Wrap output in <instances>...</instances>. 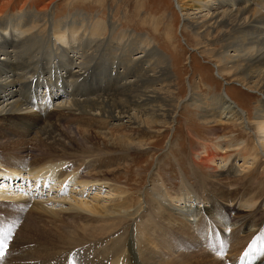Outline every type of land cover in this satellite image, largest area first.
Listing matches in <instances>:
<instances>
[{
  "label": "rangeland",
  "instance_id": "obj_1",
  "mask_svg": "<svg viewBox=\"0 0 264 264\" xmlns=\"http://www.w3.org/2000/svg\"><path fill=\"white\" fill-rule=\"evenodd\" d=\"M179 2L180 4L178 0H0L1 24L6 22L12 14L24 16L27 12L30 13L29 11L31 10L39 14L38 21L35 23L37 26H35L34 31L30 33L31 42L26 46L27 55L37 56V59L40 60L39 66L47 65L46 63L49 64V59H52L53 62L55 61V52L53 50L54 39H51L53 35L52 33L50 34L52 26L49 20L50 17L48 16L52 12L56 24L58 22L70 21L74 15L77 16L82 13L84 17L91 18L84 24L103 20L107 22L110 27L111 24L116 25L113 35L110 34L111 28L109 27L106 32H104L103 39L90 37L89 35L86 36L83 32H79L81 35L80 52L83 53L84 56H87L89 60H91L93 56L100 60L97 61L95 59L93 61L90 65L92 69L108 71L109 67L107 61L116 60L115 53L111 51L109 47L102 50L99 48L103 45H108V39L116 41L125 30L150 38L154 46L165 54L169 61L174 78L173 85L177 89L175 97L177 100L181 101L180 106L177 108L178 113H173L174 118L172 122L166 125H154L151 129H146L147 131L144 130L142 126H138V124H131L127 121L128 119H124L118 123L112 122L107 118L104 119L99 117L101 119H98L99 122H96L94 118L91 119L92 116H98L94 114L96 113L94 111L89 115L80 116V111L78 110L75 112L65 108L54 110L52 106L40 105L39 110L36 112L11 116L14 117L13 122L17 123L16 125H12V118L8 115H0V155H7L10 152L16 155L20 154V157H26L24 159L31 162L34 159V155L36 158L44 152H47L48 155L49 152L50 155H55L57 157L52 164L48 165V169L46 168L44 170L55 173L66 169V179L63 184H61L62 180L60 181V179L53 182L45 181L44 178L47 175L25 174L27 177H22L17 183L18 185H16V181L18 180H13L12 178V182L8 184L6 182L7 180L3 179V175H10V171L6 168H12V165H8L7 167L2 166L0 167V198L6 199V201H10L9 199H11L7 197L8 195H12V197L23 195L27 197V199L33 198V201L41 202L43 205L45 204L44 207L46 210H39L41 219L49 222L51 220L50 215H55L57 213L58 215L56 214V217L59 218L62 216L59 219L61 220L62 218V220L68 222V224L69 221L71 222L70 213L72 212L75 214L76 211V214H80L82 211L81 215L84 216L87 214L85 216L91 219L92 217L102 219L100 214L92 213L85 207L84 209L83 207L81 208V202L89 201V204L97 202L109 207H114L115 209V204L120 200H126L128 204V208L118 207L116 212L109 215L111 218L115 219L113 221L117 223V229L109 231L106 235H99L98 242L95 241L97 242L95 244H98V248H95V255L92 254L94 250L93 247L91 248L86 244H82L75 248H72L74 245L65 246L63 250L60 246L61 248L58 247L54 250V252L56 251L55 253L51 250V253L56 255L51 258H47L45 254L38 255V249H35L31 245L27 246V244H23V238L18 236L17 233H19V229L22 227L24 220H18L16 211L8 210L10 205H2V208L7 209L5 211L6 214L0 212V220H3L6 224L15 222L17 223V227L14 229L13 238L9 243V249L4 259L0 261V264H7L16 260H19V262L22 261L23 264H48L53 259L63 260L67 264H127L123 261L124 257L126 258V251L128 250V246L123 245L124 243L126 244V242H130L133 246V256L136 260L138 259V262H140L139 264H148L147 262L160 263V261L165 263L171 260L174 261L173 258L179 256L181 253L180 256H184L185 254L190 255L189 252L199 253L200 251L205 252L206 256L204 258H192L191 264H231L240 262L246 257V252L250 253L252 251L253 256L264 257V253L256 251L255 249L250 251L253 240H256L257 237H264L263 223L260 225H250L247 227V230H244L243 227L247 220V216L230 219L223 211L220 202L212 209L210 208V203L202 199L204 194H206V189L210 190L213 186L208 184V187H201L202 183L207 180L206 176L209 169L204 166L205 164H196L199 161L200 155H203L199 146H202V144L206 142H210V144L211 142L215 143L216 135H213L211 132L219 129L218 126L220 125L214 122H204L200 117L201 112H198L196 108H192L191 105L189 106L188 101L191 92L194 91L207 97L210 103L212 102V95H225L226 92H228L241 107L243 106V108H245L246 112H250L247 113L250 118L246 120V123L250 124L252 122L251 117L255 113V105L260 95L256 91L241 84V82H233L232 78L218 72L217 59L207 53H202L200 49H196L197 39L193 32L185 28L180 8V5H183L185 9H191L189 4L191 1L179 0ZM213 7L216 9L215 6ZM74 18L75 17H73V19ZM26 19L29 20L28 17ZM97 23L98 22H96V24ZM80 24L82 23L80 22ZM28 25H30V23H28ZM6 26H8V23ZM115 44H117V46L124 45L114 43L111 47H114ZM76 46L77 45H75V47ZM214 47H219V44H215ZM140 51L141 50H137L135 53L137 54ZM48 82L53 83L52 81ZM84 85L88 86L89 89L91 88L89 82H84ZM191 85H193V89H191ZM33 87L39 86L34 85ZM183 87L184 90L181 91ZM67 89L69 90V88ZM37 95H33L31 99L32 104H34L38 98ZM89 95L90 94H87V96ZM58 97H60V95ZM58 97H54V99L57 100ZM38 101H40L39 98ZM63 115L70 119L63 118ZM30 119H37L36 127H32L30 123L25 124V122L30 121ZM49 121L54 122L53 125L57 123L67 127H73L75 131L79 133V138L88 136L92 139L90 143L91 146L98 145L101 148H105L107 145L117 143V137L122 136V134L124 136L128 135V137H137L141 133L144 135H142L144 146L142 145V149L138 151L134 150L129 156L124 155L121 149L108 150V153L102 151L104 154L101 153L95 154L96 156L86 157L80 155V153L77 155L78 153H72L71 151V153L68 151V155L63 154L66 152L61 151L63 148L60 147L58 148L59 152H51L47 150L49 148L46 149L41 143L47 136L40 133L42 126L46 125ZM5 126L9 127V129L4 130ZM138 127L142 128L144 131H141ZM226 129H228L226 131H232V135H242L246 140L251 136L247 131L244 133L233 125H226ZM37 131L39 132L37 133ZM252 131L254 142L260 143L256 140L260 138V135L262 137L263 133L261 134L255 130ZM72 135L75 136L74 133ZM64 140L65 137H61L60 141L63 142ZM63 143L68 146L70 145L69 142L66 141ZM47 144L51 145L49 142ZM73 148L78 149L77 147ZM15 149L18 152L13 151ZM260 149L259 152H261L259 157L254 155L239 156L236 150L226 153L221 151L218 157L215 156V163L213 165L218 166L220 164L225 166L226 164H230L231 159L234 158L236 159L234 163L239 170V175H244L249 172L247 178H250L249 180L252 183H264V147L260 146ZM230 154L232 156L230 159L226 160V157ZM43 155L46 154L44 153ZM67 156L69 157L67 158ZM40 157L43 158L42 156ZM124 157H127L128 161H126L125 164L123 162ZM104 158L113 159V163L117 162L120 165L115 164L116 168H106L103 166ZM0 163H2V159H0ZM112 168L118 171L117 175L119 176L117 180L99 179V175H103L105 169L110 170ZM87 179L94 181L83 184L85 182H82V180ZM4 180L5 183H3ZM6 183L7 185H4ZM221 184L225 187L229 185L227 182ZM222 185H217L216 187L220 188L218 186ZM115 186H118L120 190L114 191L116 188ZM229 188L234 187L231 186ZM180 197H183V199L186 198L187 200L183 202ZM78 203L80 204L78 205ZM158 204L162 205V207L160 208V206H157ZM154 207H157L155 211H158L157 214L154 215L156 216L155 219L151 216L152 214H150ZM30 208H32V204H30L29 209ZM205 208L211 209V213H206ZM69 209L74 210L72 211ZM261 209L264 211V200ZM162 215H165L169 220L164 221L163 224L156 222L157 217L160 219ZM84 221L85 223L87 222V220H83L81 221V225H83L82 223ZM168 221L173 223L171 225L173 227L170 226ZM142 222L146 226L145 228L142 226ZM102 223L103 221L101 222V220H99L93 224L100 225ZM209 223L226 231L225 233L222 232L223 236L218 233L217 238H221V240L213 246L210 245L211 243H208L211 236L210 231L212 230L211 225L210 227L208 225ZM90 224L91 223H89V225ZM202 227L205 229H202ZM216 227H214V229H216ZM261 227L263 228L261 229ZM139 229L141 230L139 231ZM142 229L148 231V233ZM208 229L209 232H207ZM260 229L263 231V234H259L257 237L254 236L261 232ZM163 231L164 234L162 233ZM178 236H193L195 240L191 243H193L194 248L188 251L185 250L186 248L180 250V246L175 242ZM155 237L158 238L157 243L153 242ZM238 241L243 243L239 244ZM244 243L248 245L243 246ZM222 245H224V247H222ZM262 246H264V241L258 242L256 245L257 248ZM57 250L60 251V254H58L59 252ZM221 252L223 254H221ZM90 254H92V257ZM103 254H105V257ZM99 255H101V258ZM149 255L153 256L150 260L148 259ZM248 256L246 258H248ZM146 257L147 259H145ZM170 258L172 259L170 260ZM178 261L180 260L178 259ZM174 262L176 263V261Z\"/></svg>",
  "mask_w": 264,
  "mask_h": 264
},
{
  "label": "bare ground",
  "instance_id": "obj_2",
  "mask_svg": "<svg viewBox=\"0 0 264 264\" xmlns=\"http://www.w3.org/2000/svg\"><path fill=\"white\" fill-rule=\"evenodd\" d=\"M190 1L191 2L189 4L191 9H185L183 5H180V8L185 28L190 32H193L195 38L197 39L196 49H200L202 53H207L217 59L218 72L232 78L233 82H241V84L256 91L260 95L258 102L255 105V113L251 117L252 122H249L250 124L246 123V120L250 118V116L247 115L249 111L246 112L245 108H243V106L241 107L239 103L228 94V92H226L225 95H212L211 103L207 97L197 93L196 91L191 92L188 99L189 106L191 105L192 108H196L198 112H201L200 117L204 122H214L220 125L218 126L219 129L211 132L213 135H216V142H211V144L210 142H206L203 143L202 146H199L203 155H200L198 159L199 161L196 164H205L204 166L209 169L206 176L207 182L204 181L201 187L205 188L208 184L213 186L210 190L206 189V194H204L202 199L207 203H210V208L212 209L218 205V202H220L223 211L230 219L243 218L247 216V220L243 227L244 230H247V227L250 225H260L261 223L264 225V211L261 209V205L264 200V183H252L249 180L250 178H247L249 172L244 175H239V170L234 163L236 159L234 158L231 159L230 164H226L225 166L220 164L215 166L213 164L215 163V156L218 157L221 151L226 153L236 150L237 155L239 156L254 155L259 157L261 152H259V150H261L260 146L264 147V0ZM178 3L180 4L179 0ZM213 6H215L216 9H214ZM29 12L30 13L27 12L24 16L12 14L6 22L2 21L4 25L0 23V115H8L11 117L15 115L33 113L39 110L40 105H42L52 106L54 110L58 108L69 109L72 110V112L78 110L80 111V116L89 115L92 111H94L96 112L94 114L98 116H92L91 119L94 118L96 122H99L98 119L101 118H107L112 122L114 121L118 123L124 119H128V122L131 124H138V126H142L144 130L149 128L151 129L154 125H166L172 122L174 118L173 113L178 111L177 108L180 106L181 101L177 100L175 97L177 89L173 85L174 78L170 69L169 61L166 55L154 46L153 41L150 38L125 30L120 34V37L116 41L108 39V45H103L99 48L102 50L109 47V49L115 53L116 60L107 61L109 67L108 71L92 69L90 65L96 57L93 56L92 59L89 60L87 56H84V54L80 52L81 35L79 32H83L86 36L89 35L90 37L103 39L104 32H106L110 25L103 20L84 24L91 18L84 17L82 13L77 16L74 15L73 17H75V20L72 17L70 21L63 20L64 22H58L56 24V21L53 19L52 12L48 16L50 17L49 20L52 26L50 34L52 33L54 36H52L51 39H54L53 50L55 52V61L53 62L52 59H49V64L46 63L47 65L39 66L40 60L37 59V56H30L26 53V46L29 42H31L30 33L34 31L35 26H37L35 23L38 21L39 16V14L33 10ZM27 17L29 20L26 19ZM79 21L82 24H80ZM96 22L98 23L96 24ZM7 23L8 26H6ZM28 23H30V25H28ZM110 28V34L113 35L116 25L111 24ZM114 43L124 45L117 46V44H115L112 48L111 45ZM215 44H219V47H214ZM75 45L77 46L75 47ZM137 50L141 51L136 54L135 52ZM96 60L100 61L98 59ZM48 81H52L53 83H49ZM84 82H89L91 84V88L89 89L88 86H85ZM34 85H38L39 87H33ZM190 87L193 89V85ZM67 88H69V90ZM182 90H184V87L181 91ZM58 94L60 97H58ZM87 94H90L91 96H87ZM33 95H37L40 101H38L37 98L35 103L32 104L31 99ZM54 97H58L57 100L54 99ZM11 118L12 125H16L17 123L13 122L14 117ZM63 118H67L68 120L70 119L64 115ZM28 123H30L32 127H36L37 119H30V121L25 122V124ZM53 123L54 122L49 121L46 125L42 126L41 129L39 128L41 130L40 133L47 136L45 139L46 144L49 142L51 145H46L45 140L41 141V143L46 147V149L49 148L47 150H50L51 152H59L58 148L60 147L63 148L61 151L66 152L63 154H67L69 151V153H78L77 155L80 153V155L86 157L93 156L95 154H104L102 151L108 153V150L111 151L121 149L124 155L129 156V154H131L134 150L138 151L139 149H142L141 146L143 145L144 140L142 137L144 135L141 131L144 130L139 127L138 128L141 129V134H139V136L128 137V135L124 136L122 134V136L117 137V143L101 148L98 145L91 146L90 143L92 142V139L88 136L79 138V133H77L73 127H67L57 123L53 125ZM226 125L238 127L239 130L244 133L247 131V133L251 134V136H249L250 138L246 140V138L242 135H232V131H226L228 130L226 129ZM8 129L9 127H4V130ZM250 129L260 132L261 134L263 133V136L261 137L260 135V138L256 140L260 143L257 142V144L254 142V137L252 135L253 131ZM38 132L39 131H37V133ZM73 133L75 136L72 135ZM61 137H65L64 141L69 142L70 145L68 146L63 143L64 141L61 142ZM73 147H77L78 149H74ZM13 151H16V149ZM44 153L46 155H43ZM44 153L40 155L43 158L40 156L35 158L34 155V159L31 162L25 160L24 158L26 157H20V154L16 155L11 152L7 155L1 154L2 156L0 155V159H2V163H0V167L12 165V168H6L10 171V175H3V179L7 180L6 182L8 184L12 182V178L13 180H18L16 181V185H18L17 183L22 177H27L25 174L47 175L44 178L45 181L53 182L60 179V181L62 180L61 184H63L66 179V169L64 171L61 169V172L57 171L55 173L48 170L45 171L44 169H48V165L52 164L56 160L57 156L50 155L49 152L48 155L47 152ZM231 156V154L227 156L226 160L230 159ZM68 157L69 156H67V158ZM113 161V159L104 158L103 166L106 168L115 167V164L118 163H113ZM126 161L127 157H124V164ZM115 168H112L113 170L105 169L103 175H99V179L117 180L119 175H117L118 171H116ZM5 180L3 183H5ZM34 181L37 182L36 180ZM89 181L92 182L94 180H82V182H85L83 184H88ZM223 182H227L229 185L225 187L221 184ZM7 183L4 185H7ZM217 185L222 186H218L220 188H217ZM231 186L234 188H229ZM115 187L114 191L120 190L118 186ZM7 197L11 198L9 199L10 201L0 198V212L6 214L5 211L7 208H2L1 206L10 205L8 210L16 211L18 220H24L22 227L19 229V233H17L18 236L23 238V241L21 240L23 244H27V246L31 245L35 249H38V255L45 254L47 258L54 256L55 254H52L51 250L54 252V250L60 246L63 250V247L65 248V246L74 245L72 248H75L76 246L82 244H86L91 248L93 247L94 250L92 251V254L95 255V248H98V244L95 243L98 242L99 235H106L109 231L117 229V223L113 221L115 219L111 218L109 215L116 212L118 207L128 208L126 200H120L117 204H115L117 210L114 207H109L97 202L92 204H89V201L81 202V204L78 203V205H81V208L83 207L84 209L85 207L92 213L100 214L102 219H98L96 217H92L91 219L90 217L85 216L87 214L84 216L81 215L82 211L80 214H76V211L75 214L72 212V214L70 213L69 216H71V222L69 221L68 224V222L62 220V218L61 220L59 219L62 216L57 218L56 216L58 214L56 213L57 215H52V212L50 213L51 220L49 222L41 219L39 210L42 209L45 211V204L43 205L41 202L33 201V198L27 199V197H24L23 195H18L17 197L8 195ZM180 198L183 202L187 200L186 198L183 199V197ZM30 204H32V208L29 209ZM157 206H160V208L162 207V205L159 204ZM156 209L157 207H154L151 213L149 211L154 219L156 218L154 215L158 212L155 211ZM211 211V209L205 208L206 213H211ZM83 220H87L88 223H85L84 221L82 223L83 225H81V221ZM99 220H101V222L103 221V223L100 225L93 224ZM166 220H169V218L162 215L160 219L157 217L156 222L163 224ZM168 222L170 223V226L173 224L170 221ZM89 223L91 224L89 225ZM5 225L7 224L5 223ZM208 225L210 227L211 223ZM142 226L144 228L146 227L144 223ZM214 227L216 226L211 225V229L213 231H210L211 236L208 241V243H211L210 245L212 246L221 240V238H217L218 233L223 236V233L226 232L218 227L214 229ZM262 228L263 227H261V229ZM202 229L205 228L202 227ZM140 230L141 229H139V231ZM142 230L148 233V231L144 229ZM207 232H209V229ZM162 233L164 234V231ZM259 234H263V231L254 236L257 237ZM193 240H195L193 236H178L175 242L178 246H180V250L186 248L185 250L188 251L189 249L194 248L193 243H191ZM153 242L157 243L158 238L155 237ZM238 242L239 244L243 243L241 241ZM123 245L128 246L126 258L124 257L123 261L127 264H139L140 262H138V259L136 260L133 256V246L131 243L126 242V244L124 243ZM245 245L248 244L244 243L243 246ZM222 247H224V245H222ZM58 252V254H60V251ZM92 254H90L91 257ZM189 254L190 255L185 254L184 256H174L175 258L173 259L176 263L171 260L172 258H170L171 261L165 263L162 261H160V263H147L191 264L192 258H204L206 256V253L201 251L199 253L189 252ZM249 254L248 258L245 257L240 262H234L231 264H264V257L253 256V251ZM100 256L101 255H99V257ZM103 256L105 257V254H103ZM152 257L153 256L149 255L148 259L150 260ZM40 258L37 259L39 260ZM145 259H147V257ZM178 259L180 261H178ZM7 264H23V262L16 260ZM48 264L67 263L63 260L53 259Z\"/></svg>",
  "mask_w": 264,
  "mask_h": 264
},
{
  "label": "snow or ice",
  "instance_id": "obj_3",
  "mask_svg": "<svg viewBox=\"0 0 264 264\" xmlns=\"http://www.w3.org/2000/svg\"><path fill=\"white\" fill-rule=\"evenodd\" d=\"M17 227V223H8L5 225V222L3 220H0V261H2L9 249V243L13 238L14 229ZM264 241V237H257L256 240H253L251 249H255L256 251H259L261 253H264V246L257 248L256 245L258 242ZM221 254H223L221 252ZM249 253H245V256L247 257Z\"/></svg>",
  "mask_w": 264,
  "mask_h": 264
}]
</instances>
